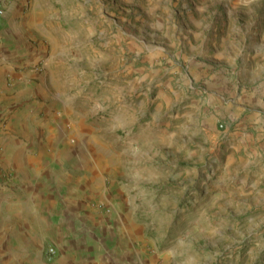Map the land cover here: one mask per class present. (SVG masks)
I'll use <instances>...</instances> for the list:
<instances>
[{"label":"rangeland","instance_id":"obj_1","mask_svg":"<svg viewBox=\"0 0 264 264\" xmlns=\"http://www.w3.org/2000/svg\"><path fill=\"white\" fill-rule=\"evenodd\" d=\"M56 1L51 28L68 37L70 64L82 52V83L54 72L60 87H82L69 106L91 136L83 148L71 124L54 131L65 162L53 165L50 217L40 207L30 228L0 223V264L98 252L93 235L91 251L71 248L91 236L68 225V193H99L110 204L84 208L127 214L129 264H264V0ZM96 150L106 165L88 189L90 174L68 158ZM6 159L0 145V195L12 202L21 181Z\"/></svg>","mask_w":264,"mask_h":264},{"label":"crops","instance_id":"obj_2","mask_svg":"<svg viewBox=\"0 0 264 264\" xmlns=\"http://www.w3.org/2000/svg\"><path fill=\"white\" fill-rule=\"evenodd\" d=\"M51 1L0 0V5L4 8V15L0 17V145L5 148L7 164L14 168L21 181V192L16 193L14 201L10 202L0 195V223H7L4 228L9 227L11 231L15 230L20 221L30 228L40 207H43V211L47 209V218L50 217L54 197L48 192L52 190V183L61 179L59 171L53 165L61 166L65 162L61 159L64 137L55 136L54 131L57 129L60 135L61 132L67 131L66 125L71 124L83 148L89 137L81 136L87 133L90 135L88 130H80V124H75L69 106L82 87L77 88L75 85V88H72L73 80L70 81V89L60 87L59 77L54 72L55 65L61 67V73L73 70L75 80L79 84L82 83L79 66V62L83 60L82 52L79 50L74 63L70 64L71 59L66 48L68 37L55 34L51 28ZM57 3L55 0V4ZM54 11L57 13L60 10ZM78 34L74 37L76 40L81 38ZM76 88L79 90H75ZM119 117L117 114L114 119ZM5 121L6 129L2 126ZM75 153L77 157L70 155L72 158H68L69 165L90 174L91 184L87 187L94 189L96 170L100 171L106 165L105 155L97 150L89 155L83 151ZM99 195L68 193L64 197L60 194L63 207L72 216L68 225L73 230H79V222L81 233L87 232L89 237L93 235L96 240L98 238L99 248L92 257L87 255L76 258L74 253L70 255L72 261L68 259L65 262L103 264L105 260L104 264L106 261L107 264H129L136 261L124 250L125 242L122 240L123 237L131 240L134 229L131 230L127 214L119 212L109 216L89 207L84 208L91 199L98 205L110 204L109 200L103 199L105 202H102ZM84 209L88 211L84 212ZM6 212L8 215H3ZM97 230L99 235H95ZM85 236L82 235L79 240H70L71 248L74 249L77 245L83 250L91 251L93 238L91 236L87 239ZM102 238L111 241L108 251L106 246L101 244Z\"/></svg>","mask_w":264,"mask_h":264},{"label":"built area","instance_id":"obj_3","mask_svg":"<svg viewBox=\"0 0 264 264\" xmlns=\"http://www.w3.org/2000/svg\"><path fill=\"white\" fill-rule=\"evenodd\" d=\"M4 15V8L0 5V17ZM220 128H224V125H220ZM55 253L53 249L49 251V255L52 256Z\"/></svg>","mask_w":264,"mask_h":264}]
</instances>
